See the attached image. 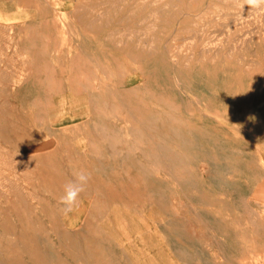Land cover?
Segmentation results:
<instances>
[{
    "label": "rangeland",
    "instance_id": "1",
    "mask_svg": "<svg viewBox=\"0 0 264 264\" xmlns=\"http://www.w3.org/2000/svg\"><path fill=\"white\" fill-rule=\"evenodd\" d=\"M135 1L0 0V125L24 133L0 136L3 257L32 264L7 226L20 227L14 203L41 220L33 228L49 263L94 264L80 244L76 258L67 255L64 239L25 206L37 173L28 175L26 156L50 141L85 150L93 168L149 183L158 207L135 214L134 235L156 227L168 262L264 264V13L243 0ZM122 258L116 264H129Z\"/></svg>",
    "mask_w": 264,
    "mask_h": 264
},
{
    "label": "bare ground",
    "instance_id": "2",
    "mask_svg": "<svg viewBox=\"0 0 264 264\" xmlns=\"http://www.w3.org/2000/svg\"><path fill=\"white\" fill-rule=\"evenodd\" d=\"M1 117L3 118L4 116L1 115ZM2 126L3 125H0V136H2L1 138L5 140L8 136L24 138L23 130L22 128H19L17 124H13L7 130L2 128ZM27 143L28 142H26L25 144ZM52 145L54 146L49 150H43L45 152L26 156V164L33 165L32 167H30L28 175L30 174L31 170H36L37 173L33 172V174L30 176V180H35L36 182H30L32 183V186H34L33 190H31L29 193L33 197V202L30 204L27 203L25 204V206H27V208H36L38 212H40L42 218L44 220H47L46 222L49 224V229H51L50 233L59 239H64V245L67 246V249H70L67 251V255H69L70 257H74V254L77 255V252L74 253V248L75 246L80 244V246L85 250L87 256L92 260L91 262H93L94 264H116L118 260L123 259L122 257H125L124 259L126 260L128 258V260L130 261L129 264H173L172 262H168V259L164 255V251L162 250V248L157 247L158 245L156 242V237H153L154 234H157L156 227L149 229L148 227L143 225V228H146V230L142 229L143 232L139 231L137 237H135L134 235L136 229H138L137 227H139L135 220H138V215L140 216L143 213V209L145 208L146 204L151 203L153 210H155V206L156 208L158 207L156 200L154 198L152 199L153 194L150 192V188L148 185L149 183L147 184V182H145V179L133 176L130 171H126L122 176H120L117 172H115V169H110L111 172L106 170L104 171L103 167H94V169L93 167H91V165L93 163L96 164L97 162L95 160L97 159L89 158V154L86 153L85 150H79L74 148L73 146L65 145L63 147L62 143L57 142L53 144V142L48 141V143L39 145L37 147L47 148L51 147ZM17 146L19 147V145ZM29 146L30 145L24 146V148L28 149L31 147ZM63 153H65V155H62ZM62 163L66 166H62ZM96 168L103 170V172H105V175L102 176V174H90L91 178L84 192L86 199H81L80 206L77 209V217L75 219H72L70 223L65 222L63 219L64 215L60 211V205L57 203L59 196L63 192V185L68 180L73 178V173L75 171L83 169L89 173V171H92L93 169L96 170ZM34 189H36L38 192L41 191L45 194L47 193L48 195L52 196V198L43 197L41 192L36 195V193L33 192ZM18 199L21 200L22 198ZM54 200L56 203L53 202ZM7 203L9 202L7 201ZM159 207L163 209L161 206V202ZM12 209L11 210L13 211L14 216L17 218L20 227L15 228L13 226L12 228H10L11 226L7 225L9 222L6 225L9 226V230L11 229V233H9L15 236L17 240L23 245L29 261L32 262V264H52L49 263V258L48 260L45 258L46 255L41 254L38 249L40 245L38 247L36 243V230H34L33 227L35 226V229H37V226L41 227L39 224L41 220L38 222V220H36V218L34 217L32 218L29 215H23L22 212L19 213L22 210L21 206H18V204H16L15 206V204L13 203ZM152 211H149L148 214H151L152 223H156L157 220L155 214L152 215L153 213H150ZM137 213L138 215L136 216L135 214ZM38 216L40 217V215ZM76 221L78 222V224L80 223V227L78 226L79 229L72 230L70 228H67V225H72ZM263 221L264 220H261L262 223ZM62 227L65 228V230L62 229ZM234 227L236 228V223H234ZM153 229L155 230V232H152ZM149 233L150 236H148ZM237 234L239 236V233ZM158 235H160V233ZM253 236L255 235L249 234L248 237L250 245L248 246L246 251L250 254L249 256H251L252 254L254 255V252L256 251L255 249H257V247L255 248V246H253L252 244L255 238ZM160 237L161 235L159 236V238ZM257 238L259 239V237ZM135 239L138 240V245ZM240 239L238 240L240 241ZM4 245L5 244L3 243V246ZM147 247H149L150 249L147 250ZM2 249L3 248L0 246V263L4 262L3 264H5L8 263V260H10L13 261L10 262V264H21L17 261V259H15V257L13 258V256L12 258L7 257L10 258L8 260L5 258V256L3 257V254L1 252ZM154 250L156 251L155 255L152 254V251ZM61 253L62 252H60L59 254ZM47 256L50 257V255ZM58 256L56 257L58 258ZM57 258L55 259L57 260ZM74 258H76V256ZM64 259L66 260V258ZM51 261L53 262L54 260ZM53 264L67 263L63 262V260L61 262V260L59 259V261H56Z\"/></svg>",
    "mask_w": 264,
    "mask_h": 264
},
{
    "label": "clouds",
    "instance_id": "3",
    "mask_svg": "<svg viewBox=\"0 0 264 264\" xmlns=\"http://www.w3.org/2000/svg\"><path fill=\"white\" fill-rule=\"evenodd\" d=\"M241 7L264 13V0H243ZM91 175L86 170L73 173V178L63 185V192L59 196L58 204L63 215L67 216L79 208L81 195L85 192Z\"/></svg>",
    "mask_w": 264,
    "mask_h": 264
},
{
    "label": "crops",
    "instance_id": "4",
    "mask_svg": "<svg viewBox=\"0 0 264 264\" xmlns=\"http://www.w3.org/2000/svg\"><path fill=\"white\" fill-rule=\"evenodd\" d=\"M258 150V154L260 155L261 159H262V165H263V168L261 167V169H263L264 171V138H262V141H260L259 143V147L257 148ZM254 232V231H252ZM252 232H249L250 235H252L253 233Z\"/></svg>",
    "mask_w": 264,
    "mask_h": 264
}]
</instances>
